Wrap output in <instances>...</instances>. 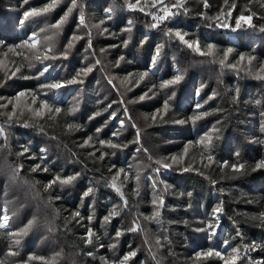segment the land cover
Returning <instances> with one entry per match:
<instances>
[{"label": "trees", "instance_id": "trees-1", "mask_svg": "<svg viewBox=\"0 0 264 264\" xmlns=\"http://www.w3.org/2000/svg\"><path fill=\"white\" fill-rule=\"evenodd\" d=\"M124 2L77 0L57 30L52 25L72 7L70 0H57L50 11L23 25L25 10L42 9L52 0H0V104L12 102L0 109V127L6 130L0 136V167L8 160L18 172L11 182L22 193L29 189L18 180L39 193L38 202L28 193L22 197L0 168V219L8 215V231L20 232L38 203L47 213L45 222L53 225L49 237L29 229L31 235L19 237L18 245L14 237L0 235V260L120 264L136 250L126 264H259L264 261V222L258 218L264 212V168L255 165L264 160V0H206L207 6L205 0H183V8L171 10L178 14L157 27L148 13L129 10ZM81 8L87 27L80 25ZM242 14L253 15L254 26L237 27L235 18ZM176 32L186 33L188 42L198 41L205 52L212 45L213 54L200 55ZM46 35L52 36L55 59L45 51ZM74 35L81 39L62 55ZM30 36L34 46L23 43ZM45 66L48 71L40 76ZM86 66L93 70L82 71ZM177 74L182 78L168 83ZM57 82L62 86L41 87ZM19 93L28 94L37 110L46 100L52 111L41 109L42 115L33 117L23 102V108L12 105ZM69 124L78 127L69 129ZM209 129L199 141L198 135ZM25 147L29 151L21 155ZM42 155L44 161L36 158ZM158 162L170 163L172 173L157 174ZM225 162L242 163L245 170L233 171ZM37 164L41 167L33 171ZM73 175L77 178L70 184L46 187L57 176ZM148 175L159 192L149 185ZM89 188L93 191L85 196ZM113 209L119 214L110 216ZM157 210L159 217L154 216ZM38 221L43 228L46 223ZM134 225L135 232L130 230ZM253 244L259 247L245 254L244 248ZM234 249L240 251L233 260ZM10 250L17 254L8 255ZM209 251L221 255H203ZM29 256L42 259L29 261Z\"/></svg>", "mask_w": 264, "mask_h": 264}, {"label": "snow or ice", "instance_id": "snow-or-ice-1", "mask_svg": "<svg viewBox=\"0 0 264 264\" xmlns=\"http://www.w3.org/2000/svg\"><path fill=\"white\" fill-rule=\"evenodd\" d=\"M27 2H28V0H24V3H27ZM139 2H140V0H135V3H130L128 6H129L130 8L135 9L136 4H139ZM158 2L163 6L164 15H163V16H154L153 19H158V20H161V21H162V20L168 18L170 15H171V16H174V15H177V14H178V13H176V12H171V11L169 10L168 6H167V5H164V0H158ZM56 3H57V0H52V3L48 4L46 7L42 8V9H35V8H33V9H31L30 11H29V10H25L24 13H23V17H24V19H22V20L20 21V23L23 25V24L25 23V21H26L27 19H29L30 17H33V16H39V15H41L42 13H46V12L50 11L53 7L56 6ZM70 3H71V5H72V7H69L67 13L65 14V16H64L60 21H58L55 25H52V27H54V28H56L57 30H59V29L61 28V26L63 25V23L67 20V16H68L69 14H71L72 11H73V9L76 8V7L78 6V5H77V0H70ZM183 6H184V5H183L182 2H178V3L174 4V5H172V7L177 8V9H181V8H183ZM205 6H207V4H206V0H205ZM261 6L264 7V3H262ZM141 7H143V5H142ZM107 11L110 13V12L112 11V9H108ZM149 14L151 15V13H149ZM228 15H231V13L229 12ZM217 19H219V18H217ZM235 20H236V26H237V27L240 26L241 21H243L244 23L248 24L249 26H254V25H252L253 15H247V16H245V15L242 14V15H240L238 18H235ZM101 23H103V22H101ZM129 24H131V21H129ZM80 25H81V26H85V27H87V23H86L85 16H84V12H83V9H82V8H81V10H80ZM157 26H158V25L155 24V23L152 25V27H157ZM220 26L227 27L228 25H226V24H225V25H221V24L218 23V24H217V27H220ZM93 27H99V26H98V25H94ZM261 30L264 31V28H262ZM175 35L180 39V41H181L182 43H185V44L187 45V47H189V48H193V47L195 46V50H196L197 52H199L200 55H212V54H213V52H212V47H213V46H212V45H208V46H207L208 51L205 52V51H203V50L200 48V46H199V42H198V41H197V42H188V41H186V40L184 39L186 33H183V34H182V33H180V32H176ZM89 37H90V34H89ZM44 39H45V44H46L45 51H47V52H52V53H53V55H52L50 58H52V59L57 58L56 55H55V53H54V51H53V49H54V44H53V43H50V42L52 41V36H47V35H46ZM78 39H81V37H80L79 35H74V36L72 37V39L68 41L67 45L65 46V50H64V52L62 53V55L67 56L68 50H70V49L73 47V41H74V40H78ZM30 42H33V43L30 44ZM0 43H3V42L0 41ZM23 43H24L25 45L34 46V38H33L32 36H30V37H28V39L25 40ZM125 43H126V42H125ZM89 46L91 47V39H90V38H89ZM18 47H19V45H18ZM231 51H232L231 49H228V52L225 53V57H227L228 53H230ZM45 58L47 59V58H49V57H45ZM121 59H123V58L121 57ZM241 59H244V57H241ZM41 63H43V61H41ZM96 63L99 64V63H100V60L98 59V60L96 61ZM153 63H155V60L153 61ZM220 63H221V65H223V64H224V61L221 60ZM92 70H93V67H88V66H86L85 69H82V71H85V72H91ZM47 71H48V68H47V66H45L42 70H40V73H39L40 76H43L44 73L47 72ZM147 75H148V72L145 71V72H143L142 74H140V78L143 79V77H145V76H147ZM79 76H80V73L78 72V73H77V77H79ZM181 78H182L181 75H180V74H177L176 77H175V80H174V81H168V83H175V82H178ZM260 78H261V79H264V77H260ZM76 82H77L76 80L69 81V83H76ZM80 82H82V81H80ZM110 82H111V81H110ZM61 86H62V85H61L60 82H57V83H51V84H43V85H41L42 88H48V89L59 88V87H61ZM23 95H24V93H19L18 96H17V99H18L20 96H23ZM145 95H146V94H145ZM144 98H145V96L142 95L139 99H140V100H143ZM33 102L35 103V100H34ZM9 103H11V101H9ZM111 106H112L111 103H109V104L104 108V111H108V109L111 108ZM0 107H5V108H6V107H7V104L0 105ZM164 107H165V109L168 107L167 101L165 102ZM197 107H199V105H198ZM40 109H47L49 112L52 111V108L50 107V105L48 104V102H47L46 100H43V99H41V101H40ZM60 111H61V109H60L59 107L55 108V112H56V113H59ZM100 114H101L100 112L95 113V115H100ZM125 114H127V109H125ZM35 115H36V116H41L42 113H41L40 110H36V111H35ZM109 115H110V116H114V113H109ZM9 118H11V117H9ZM92 118H94V117H92ZM154 118H155V117H153V119H154ZM123 125H124V121H121V126L123 127ZM25 126H27V125H25ZM131 126H132V127H135L134 124L131 125ZM76 127H78V126H77V125H74V124H69V125H68V128H69V129L76 128ZM97 131L99 132V131H101V130H100V129H97ZM114 135H115V134H114ZM0 136H6V130H5L4 128H2V127H0ZM91 139H92V138L89 137V139L86 140V141L84 142V144H85V145L89 144V142L91 141ZM136 142H137V143L139 142V133H137V141H136ZM100 143H101L102 146H108V147H112V148H116V147H118L117 144H115V143H111V142L100 141ZM123 146H126V145H123ZM28 151H29V148H28V147H25V148L23 149V151L21 152V155H23L24 153H26V152H28ZM138 151H139V149H138ZM205 151H207V148H205ZM45 152H46V149H41V153H45ZM237 155H238V153H237ZM102 157H103V154H101V158H102ZM36 158H37V159H40L41 161H44V159H45V157H44L43 155L40 156V157H36ZM172 159H175V157H173ZM208 159L211 160L212 157L209 156ZM158 163H160V167H162V168L170 167V165H168L167 163H163V162H158ZM223 166H225V167H230L233 171H236V172H241L242 170H245V165L242 164V163H240V164H237V163L228 164L227 162H225ZM40 167H41V165H40V164H37V165L33 168V171H36V170L39 169ZM255 168H256V169L264 168V160H261L260 162H258V163L255 165ZM43 170H44V171H47V168H44ZM120 171H121V172H125V175L127 174V173H126V170H124V169H121ZM155 171L158 173V172H159V168H157ZM185 171H188V169L186 168ZM17 175H18V172H17V171H14V172H13V175H12V179H16ZM76 178H77L76 175H73V176H70V177H67V178H62V177H60V176H57V177H56L53 181H51L46 187L51 188L52 185L55 184V183H57V182L60 183L61 185H64V184H70V183H71L72 181H74ZM136 178H137V180H139V178H140V177H139V173H137ZM148 179H154V177H153V176H149ZM111 186H112V187H113L118 193L120 192V188H119V186H118L115 182H113V184H112ZM154 186H155V185H154ZM92 191H93V189H92V188H89V189L87 190V192L84 193V195L87 196V195H89ZM37 195H39V193H37ZM155 203H156V201H154V204H155ZM159 204H160V205H163V200H159ZM214 211L217 212V213H219V212L222 211V209L217 208V209H215ZM118 214H119L118 210H117V209H113L112 212L110 213V216H115V215H118ZM74 215H79V214H78V213H75ZM154 216H155V217H159V211H158V210L155 211ZM258 218H259L262 222H264V212L260 213ZM89 219H91V218H89ZM9 220H10V217H9L8 215H4V216L2 217V219H0V230H6V231H4V232H0V235H8V236H10V237H14V238H15V239H14V244L18 245V244L20 243V239H19V237H21V236H23L24 234L27 233V231H28L29 228L31 227V222H30V224L28 225V227L22 229L20 232H12V231H8V229L10 228ZM108 221H109V217H105V222H108ZM137 227H138V225H134L130 230L133 231V232H135V231H137ZM211 227H212L211 224L208 225V228H209V229H210ZM201 230H205V231H206L207 229H201ZM93 235H94V234H93L92 230L90 229L89 232H88V238H89V239H88V242H89V243L91 242V237H92ZM120 235H121V233H120V232H117V237H119ZM159 244H160V241L158 240V241H157V245H159ZM256 247H259V245L253 244V245L250 246V247H245V248H244V252H245V254H247V252H249V251L254 250ZM233 251H234V253L236 254L235 256H233V260L239 258V251H240V250H238V249H234ZM16 254H17V252L14 251V250H10L9 253H8V255H16ZM136 254H137V251H136V250H130V251L128 252V254H126V255L123 256L122 260L120 261V264H126V262L129 261L132 257L136 256ZM213 254L216 255V256H218V257H220V255H221L219 252H215V253H213V252H211V251H209V252H207V253H203V255H213ZM221 258H223V257H221ZM34 259H42V258H40V257H35V256H29V257H28V260H29V261L34 260ZM0 264H6V260H0ZM226 264H228L227 261H226ZM259 264H264V261H260Z\"/></svg>", "mask_w": 264, "mask_h": 264}, {"label": "rangeland", "instance_id": "rangeland-1", "mask_svg": "<svg viewBox=\"0 0 264 264\" xmlns=\"http://www.w3.org/2000/svg\"><path fill=\"white\" fill-rule=\"evenodd\" d=\"M123 1H125L124 3V5H125V8H128L129 10H143V11H145L146 13H151V15H150V17H151V19L153 20V22H152V25L155 23V24H158L159 22H161V20H158V19H153V17L154 16H163L164 15V11H163V6L158 2V0H140V2H139V4H136V7H135V9H133V8H130L128 5L130 4V3H135V0L134 1H131V0H123ZM183 0H164V5H167L168 6V8H169V10L171 11L172 10V8H174V7H172L171 6V4L172 3H178V2H182ZM197 1H200V0H197ZM143 5V7H141ZM163 21V20H162ZM241 23H244L243 21H241ZM2 64H4V65H6V62H1ZM18 96V95H17ZM17 96H15V98L17 99ZM27 98H28V94H26V93H24V95L23 96H20L19 98H18V100L16 101L17 103H14V104H12V105H18L19 107H21V108H23V104H22V102L24 103V105H26V106H29L30 108H31V110H30V112L29 113H31L32 115H33V117L35 116V111L37 110V108H35V107H32L31 105H32V103L31 102H28V100H27ZM12 103V102H11ZM11 103H9V101H5L3 104H0V105H4V104H7L8 106L11 104ZM31 105H30V104ZM4 107H0V109H3ZM38 110H40L41 111V113H42V110L41 109H38ZM211 129H209L208 131H203V132H201L199 135H198V139H199V141H201V140H203L204 138H205V136H206V134H208L209 133V131H210ZM189 148H190V146H187V148H186V151H188L189 150ZM173 158V157H172ZM172 160V159H171ZM173 161L174 162H176V159H173ZM143 164L145 165V167H146V162L144 161L143 162ZM135 165H136V167L138 168V170L139 171H141L142 170V168H143V166L140 164V162H138V163H136L135 162ZM168 165H171L170 163H168ZM160 166V165H159ZM157 167V168H159V172L157 173V174H159V173H163V174H171L172 173V171H170V168L169 167H167V168H162V167ZM2 170H1V175L2 176H7L8 177V180H9V182L12 184V186H16L14 183H12L11 181H13V179H12V175H13V172H14V166L8 161V160H4L3 161V164H2V166L0 167ZM156 168V169H157ZM148 176H150V175H148ZM148 179V178H147ZM149 181V185L151 186L152 185V187H153V189L156 191V192H159V190H158V187H157V185H156V182H155V180H153V183H152V181H151V179H148ZM151 182V183H150ZM18 184L20 185V186H28V191L27 192H25V190H24V192L22 193V188L21 187H18V186H16L17 187V189H18V191H21V193H22V197H25V196H27V193L30 195V198L32 199V200H34V201H36V202H38V199H37V195H36V193H34V191H32L33 189L27 184V183H25L24 181H19L18 180ZM155 185V186H154ZM32 189V190H31ZM159 198L160 199H162V197H161V192L159 193ZM39 206V204L37 203L35 206H34V208H33V211H34V213L32 214V220L30 221L31 222V227L29 228L30 230H33V233L34 234H39L40 235V231H44V232H46L45 234H44V236L47 238V237H49V233H51L52 232V230H53V225H52V223L49 221V222H45V218L47 217V213H46V211L45 210H42V209H40V207H38ZM41 219V222H45L46 224H44V227L43 228H40L39 227V223H40V221H38V220H40ZM43 219V220H42ZM17 222H18V219H17ZM19 223V222H18ZM17 224V223H16ZM30 224V223H29ZM28 224V225H29ZM27 227V225L25 226V228ZM20 229V228H19ZM25 236H27V235H31L30 233H26V234H24ZM20 240H22V239H20Z\"/></svg>", "mask_w": 264, "mask_h": 264}]
</instances>
